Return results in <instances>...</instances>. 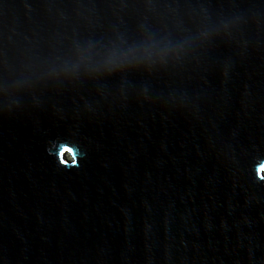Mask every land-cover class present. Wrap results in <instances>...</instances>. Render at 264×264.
Returning <instances> with one entry per match:
<instances>
[{
    "label": "water",
    "instance_id": "obj_1",
    "mask_svg": "<svg viewBox=\"0 0 264 264\" xmlns=\"http://www.w3.org/2000/svg\"><path fill=\"white\" fill-rule=\"evenodd\" d=\"M0 264H264V0H0Z\"/></svg>",
    "mask_w": 264,
    "mask_h": 264
}]
</instances>
